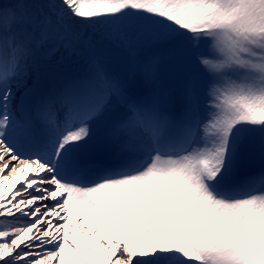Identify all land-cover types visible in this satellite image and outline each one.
<instances>
[{"label": "snow or ice", "instance_id": "6c2138e0", "mask_svg": "<svg viewBox=\"0 0 264 264\" xmlns=\"http://www.w3.org/2000/svg\"><path fill=\"white\" fill-rule=\"evenodd\" d=\"M0 264H264V0H0Z\"/></svg>", "mask_w": 264, "mask_h": 264}]
</instances>
